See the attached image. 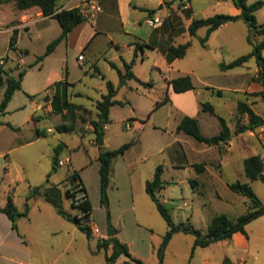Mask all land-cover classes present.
Segmentation results:
<instances>
[{
  "label": "rangeland",
  "instance_id": "obj_1",
  "mask_svg": "<svg viewBox=\"0 0 264 264\" xmlns=\"http://www.w3.org/2000/svg\"><path fill=\"white\" fill-rule=\"evenodd\" d=\"M174 1L173 12H183L182 5ZM257 0H248V3ZM264 1V0H263ZM152 1V7L157 9L159 5ZM192 16L195 19L204 18L213 14H231L234 6L230 0H191ZM15 5V4H14ZM168 8L169 4L165 5ZM163 13V11H162ZM177 15V14H176ZM259 24H264V5L255 12ZM11 14L0 13V24L10 20ZM182 23H174L175 28H181ZM6 29V27H5ZM2 31V29H0ZM60 32V26L55 20L42 26L36 33L25 34L20 44L29 50L27 56L23 57L24 65L15 63V68L20 70L25 66L24 91L35 92L41 90L44 82L54 78L60 69V58L63 57V48L60 46L56 53L48 60L36 62L37 57L44 54L46 46ZM206 34V28H200L196 36L189 38L188 34L177 35L173 39L176 46L190 40V46L183 58H179L173 64V71L160 73L152 67V58L145 61H137L132 68L137 78L127 80L120 85L119 76L115 69L106 72L107 63L105 55H101L96 62L101 74H106L103 80L96 75L87 72L89 66L79 67L75 64L76 55L68 51V67L70 78L78 79L75 86L70 88V100L75 104L85 106L87 112L80 111L79 117L74 123L73 132H59L53 126V119H45V128L52 127V132L46 134V140L38 144H32L16 150L1 147L0 152V173L7 168L8 177H4L2 184L7 186L11 183L15 188L13 197L21 206L27 186H38L45 183L46 177L51 173L52 161L47 159L46 150L53 152L54 143L64 140L69 146L62 158L70 157L72 166L75 168L85 185L91 212L84 214L78 208H72L70 203L76 205L84 197L79 184H70L68 176L72 173L71 165L57 167L56 171L49 177L50 183L57 182L64 192L69 189L71 198H64L63 208L70 215H76L80 222L89 225L91 228V240L77 230L76 244L85 252L90 248L95 250V241L107 238L105 228L108 224L118 232L117 238L125 243L133 259L140 260L143 264H158V250L162 245L164 235L168 230L163 218L157 212L154 203L145 193L143 180H151L157 165H162L163 192H158L157 197L165 204L175 224H191L194 228L205 233L206 226L212 217L224 214L231 221L245 213L247 198L231 191L226 183L248 182L255 195L264 204V184L259 181H249L243 171L240 162L241 156L246 151L238 149L236 144L231 151L230 159L232 166L228 165L215 172V176L208 186L203 184L205 168L211 170L219 169V156L224 152L225 146H207L199 143L193 138L176 133L178 123V111L175 106L165 103L155 108V102L167 96L165 78H174L189 75L198 91L197 102L209 103L215 109L218 116L226 120L227 125L233 127L236 103L238 101H256L253 105L255 113L264 118V99L254 97L250 93L257 91L259 81L257 79V68L254 58L241 66L221 70V64H227L237 57L251 52L252 47L247 42L249 31L242 20L227 22L225 27L217 29L211 35L210 41L204 46L200 39ZM254 42L264 40V35L252 37ZM5 34H0V56L8 49ZM139 50V49H138ZM11 54V53H9ZM264 57V50L262 51ZM120 64V63H116ZM32 66L31 70H27ZM86 67V72L82 69ZM124 72V67L122 69ZM238 80L241 91L229 92L222 89L229 81ZM110 81L117 89L116 98L123 102L122 106L116 105L110 109V122L106 125L105 138L107 148L115 149L124 143L133 142L125 151L123 156H118L113 161L112 175L108 187L109 207L107 217L106 209L100 205L99 176L98 170L85 169L89 159L94 161L97 151L95 134L90 130V121L95 119L92 112H95V102L107 93L105 82ZM242 82V84H241ZM152 84V87L145 84ZM203 85L212 86L216 89H199ZM206 86V87H208ZM219 91V94L216 92ZM3 90H0V100ZM212 93V94H211ZM177 94V93H175ZM174 96L176 100L190 101L189 96ZM28 97L25 94H18L11 102L8 110L26 104ZM197 118L200 132L204 136L216 135L219 130L217 119L208 112L200 111ZM28 111V110H27ZM229 112L231 114H229ZM26 112H18L11 116L1 115L2 121L20 122ZM149 116V117H148ZM130 117L143 122L140 127L133 125L132 129H126L125 124ZM229 119H233L229 120ZM127 121V122H126ZM126 122V123H125ZM130 124V123H129ZM17 133L9 128L0 131L2 138L10 139ZM30 135V134H28ZM256 137H258L256 135ZM93 141V144H91ZM103 146V145H102ZM256 151H260L259 145L255 142ZM245 152V153H244ZM51 155V154H50ZM6 156V161L4 159ZM70 161V160H69ZM182 166L174 167L173 164ZM206 163V167H205ZM204 165L203 170L197 172L195 165ZM73 168V169H74ZM84 168V169H83ZM90 169V170H89ZM87 170V171H85ZM195 179L196 183L190 186V180ZM81 184V183H80ZM77 185V186H76ZM83 185V184H82ZM87 196V195H86ZM247 235L246 248L237 247L230 240H222L212 243L204 248H195L193 256L190 257L194 236L183 232L174 233L163 249L162 264H222L226 258L230 264H264V215L251 221L245 226ZM105 252L99 250L90 260L85 258L76 260L73 264H108L105 260ZM110 254V250L107 251ZM225 258V259H224ZM110 264H135L131 259L120 256L114 263Z\"/></svg>",
  "mask_w": 264,
  "mask_h": 264
},
{
  "label": "crops",
  "instance_id": "obj_2",
  "mask_svg": "<svg viewBox=\"0 0 264 264\" xmlns=\"http://www.w3.org/2000/svg\"><path fill=\"white\" fill-rule=\"evenodd\" d=\"M68 1H70V3L66 6L65 9L77 7L83 2V0H58V4L59 6H63L68 3ZM92 1L97 2L100 7V11L95 13L94 18L90 20L85 19L83 22L73 27L72 30L68 33L67 37L62 40L50 54L45 56L41 61H38L36 59V62H41L42 64L43 61L46 62V60H48V58L56 53L57 49L62 46L64 56L60 58V69L57 75L54 78L44 82L42 88H40L41 90L27 93L24 91V74L21 81V90L16 91L13 94L4 112L0 113V116L4 115L5 113L9 114L6 116H11L13 114H17L18 112L26 113L24 117L21 118L20 122H7L6 120L2 121L0 117V131H4V128H9L13 132L17 133L16 135H12L9 140L2 138L0 135V149L1 147H3L4 149H7V147H12L10 151H13L18 148H22L32 144H38L40 141L46 140L45 138L46 134L48 133V129L51 130L50 132H52L53 130L50 126L45 128V125L47 123L45 119H53V126L55 128L61 124H69L67 121V110L64 108V100L66 99L67 102L75 104L69 98L71 95L70 88L75 86V83L76 81H78V79H69L71 76L68 67V51L76 55V65H78L79 67H83L85 65L89 66V70L85 67L84 69H82L83 72H86V70H88L87 72L90 71L91 75L93 76L97 74L100 80H103L106 74H101L96 62L103 54L106 57L105 61L107 63V73L110 72L109 69H115L116 71L119 70L122 72L123 67L125 72V64L130 65V71L133 73L132 68L134 70V66L136 65L137 61L143 62L145 61V59L148 60L150 58H152V67L154 69H158L161 74L164 72L169 73L170 71H173V64L177 59H174L170 62L167 60V48L171 45L175 46L173 44L174 37L179 34H188L187 27L191 20L195 19L192 16V7L190 2L191 0H178L177 4L180 3L183 6V12L179 11L178 13H175L172 10V8L175 6L173 0H155V4L159 5L157 9H154L152 7L153 0ZM166 4H169L168 8H166ZM150 11L154 12L150 14ZM2 12L10 13L11 18L4 24H0V29H2V31L0 30V34L6 35L8 44V49L0 57L6 56V59L2 64L3 69L6 70L9 75L15 76L19 71L17 70V68H15V63L17 64L18 61L21 60V63L25 64L23 57L27 56L29 53V50L25 47H22L20 44L21 38L23 37L24 33L31 34L33 33V31L37 33L40 28H42V26H45L50 21H55V19L44 17L40 8L37 6L26 9H18L15 7L14 2L11 0L0 2V13ZM238 13L239 11L234 7L231 14L229 15H237ZM150 16H160L162 18V24L155 28L148 26L145 21ZM173 22H179L180 24L182 23L181 28L179 27V29H177L172 26ZM223 27H225V24L220 28ZM13 30H16V42L13 48L10 49L9 39L13 33ZM60 32L58 33V35L60 34ZM212 33L207 39L208 42L210 41ZM189 38L192 37L189 36ZM79 56H83V59L78 60ZM111 64L113 66H111ZM43 66L44 64L40 65L41 68ZM31 69L32 66L27 67V70ZM135 79L137 78L135 77ZM172 79H174L173 76H170V78H165L167 90L166 92L169 100L167 103L174 105L176 110L179 112L178 123L183 116L194 117L197 119L199 117V107H201L202 103L199 104L196 100L198 91L195 92L196 87L194 83L193 90H189L181 94L183 96H189L191 99L190 101H183L180 99L176 100L174 96H179V93L175 94V92L172 91L171 86L168 84ZM106 83L107 82H105V84ZM206 86L208 85H203V87H200L199 89H216L212 86ZM150 87H152V84H150ZM217 89H222L229 92L241 91V88L239 89L238 86V80L236 79L235 81L228 80L226 86ZM260 90L261 86L259 84L257 91L254 92H258ZM18 94L27 95V103L21 104V106L8 113L12 100ZM114 99L116 101H119L116 98V94L114 96ZM255 102L256 101L248 102L252 109ZM76 105L80 106L86 111H90L85 106H82L80 104ZM116 105L117 104L113 106ZM113 106H111L110 109ZM92 114L95 119L91 120H96L97 110H95V112H92ZM229 114L231 113L229 112ZM129 119L130 121H126L127 123L125 122L126 129H132L134 127L133 125L140 127V125L143 124V122L137 121L136 118L130 117ZM229 120L233 121V119ZM234 122L235 121H233V127L231 125H228L231 131L234 130ZM6 124L11 125L13 128H10ZM90 130L93 133L91 124ZM105 131L106 125L104 127V134L102 139L103 147L104 149L111 150L106 146L107 142L105 138ZM62 132L75 133L76 130H74L73 126V129L71 131ZM256 135L258 137H256ZM258 141H260L262 146L264 147V125L257 128L254 132L247 131L236 136L231 135L228 143L224 145V152L219 156V169H214L211 167V170H209L208 168H205V180L203 181V184L205 186H208L210 183H212L215 172H221V170H223V168L228 165L232 166V160L230 159V156L235 144L236 146H238V149L240 148L241 150L246 151L245 155L250 156L257 154V151L255 149V142L259 145ZM58 143L64 144V148L59 156V159H63L62 155L66 151H69L70 146L64 140H58L57 138L56 142L53 144L54 147ZM91 144L94 145L93 141H91ZM94 146L96 147L97 151L96 156H94V161L92 162V160L89 159V163H86L84 168H91L93 171H97L99 169V162L97 161L99 147L97 144ZM50 154L46 150L47 159H49V157L52 159L53 152H51ZM1 155L2 152H0V156ZM261 156L264 158V152L261 154ZM246 157L248 156H241L240 158L242 166L243 160ZM67 158L70 160L69 165H71L72 171H75V168L71 163V158ZM4 159L6 161V156H4ZM173 166L179 168L183 167V165L180 166L176 164V162L173 164ZM8 174L9 173L6 167L3 168V172L0 173V207L2 208L5 206L7 197L10 196L19 212H23L26 205L28 206V212L25 216H20L17 219V230L12 228L11 221L8 219V217L4 213L0 212V264H73L77 259L80 260L82 257L85 258L86 261H89L91 258L90 256L95 255L99 252L96 247L97 240L95 241V250L90 248V252L83 251L80 248V244H76L75 239L77 230L79 229L73 223L59 216L55 209L49 203L44 201L42 197L35 196L26 200V195L28 194L29 188L34 186L28 184L25 198L23 202H21L20 206L13 197L15 188L12 187L11 183L7 184V186L2 184L4 177H8ZM78 175L81 179L79 173ZM145 181L147 180H143L144 184ZM51 183L59 184L57 182ZM82 184L85 188L83 181ZM159 191L163 192V182L162 187ZM105 233L107 235L106 228ZM115 236H118L117 230ZM87 240L91 239L87 238ZM230 241L233 242L237 247H242L243 249H245L247 245V235L244 236L240 232H235L231 236ZM225 260L227 262L226 264H230V260L228 258H226Z\"/></svg>",
  "mask_w": 264,
  "mask_h": 264
},
{
  "label": "trees",
  "instance_id": "obj_3",
  "mask_svg": "<svg viewBox=\"0 0 264 264\" xmlns=\"http://www.w3.org/2000/svg\"><path fill=\"white\" fill-rule=\"evenodd\" d=\"M7 0H0L4 2ZM14 2L15 7L18 9H26L30 7L37 6L40 8L42 15L44 17H50L55 19L61 29L60 34L51 40L46 46L44 54L40 55L37 60L41 61L45 56L50 54L54 48L64 40L68 33L72 30L73 27L80 24L85 20L83 15L80 13L77 7L70 9H61L58 4V0H11ZM226 1V0H222ZM232 5L239 11L237 15L229 14H214L206 18L192 19L187 27V32L190 37L196 35V31L199 28L205 27L206 34L203 38L200 39L201 44L204 46L209 35L226 24L227 22H235L242 20L249 31L247 36V42L251 45L252 50L246 55L235 58L227 64H221V70H228L238 66L243 65L248 62L251 58L255 59L256 68H257V79L261 86V90L258 92L250 93L254 97H260L264 99V57L262 51L264 50V40L260 42H254L252 37L255 35H264V24H259L255 17V12L259 10L263 5V0H257L252 3H248V0H230ZM150 11L149 13H153ZM16 42V30H13V33L9 39V48L12 49ZM190 41L187 40L182 44L176 46H169L167 48V60L170 62L174 59L183 58L187 52L188 47L190 46ZM3 59V62L6 59V56L0 57ZM111 66H113L111 64ZM26 72V69L23 68L17 72L15 76L9 75V73L3 69V66L0 65V90L3 89L2 98L0 100V113L4 112L8 102L11 100L13 94L16 91L21 90V81ZM119 76L120 85L124 84L126 80L135 79L134 74L130 71V65L125 64V72L117 70ZM137 80V79H135ZM138 81V80H137ZM171 86V89L175 93H183L189 90L194 89L193 82L189 75H183L176 77L169 81L168 83ZM150 86V84H145ZM107 93L101 97V100H98L95 103V108L97 110V119L91 120L90 124L93 128V133L95 134V141L98 145L99 138L103 139L104 127L110 122L109 119V109L111 106L117 104L122 106L123 103L116 101L114 96L117 89L110 83H106ZM219 94V91L216 92ZM65 98V96H64ZM168 97L165 96L162 100L156 101L155 108L159 107L162 104L167 103ZM64 108L67 110V121L68 125H58L56 130L59 132L62 131H71L73 129L76 119L79 117L80 111H86L80 106L69 103L64 100ZM202 112H208L212 116L216 117L220 130L214 136H204L200 132L198 121L194 117L183 116L179 123L176 126V132H181L186 136H189L196 140L199 143H203L207 146H216L221 148L222 145L228 143L231 138V135H238L245 133L247 131L254 132L257 128L264 125V118L259 116L254 112L252 107L247 101H238L235 108L234 114V130L231 131L230 127L227 125V122L222 117L218 116L213 106L209 103H202L201 109ZM87 112V111H86ZM10 128H13L11 125L6 124ZM259 142L260 151L257 154L250 155L243 160V169L244 174L250 181L259 180L264 184V158L261 154L264 152V147L261 142ZM132 141L124 143L118 148L107 150L103 146L99 147L97 161L99 162L98 176H99V196H100V205L106 209L107 217L109 216V200H108V187L110 183V177L112 175V162L118 156L124 154V152L132 145ZM64 148L63 143H58L53 149L52 155V168L51 173L55 172L58 167V161L61 151ZM204 165H195V170L197 172L203 170ZM163 168L162 165H157L154 170V175L151 180L145 181L144 190L145 193L149 196L150 200L154 203L155 208L159 215L165 221L168 230L164 235V239L161 247L158 250L159 263L162 264V252L172 235L177 232H183L185 234H191L194 236L191 254L196 247L204 248L209 246L212 243H216L222 240H230L231 236L235 232H240L246 236L245 226L251 221L259 218L264 215V204L259 200V198L253 192L251 186L246 182H232L227 183V187L247 198L246 202V211L236 218L235 221H231L226 215L219 214L211 218L206 226L205 233L194 228L191 224H175L172 221L171 215L168 211V208L163 204L157 197V193L162 187L161 174ZM51 173L47 175L45 183L38 186L30 187L28 194L26 195V200L31 197L40 196L49 203L57 212L59 216L65 220L73 223L81 232H83L87 238L91 237V228L87 224L80 222L79 218L76 215H70L63 208V199L71 198L72 194L69 193V189L64 192L60 188L59 184H53L49 182V177ZM68 182L70 184L78 183L80 190L84 192L83 199L74 205L73 202L70 203L72 208L76 207L81 212L86 215H89L91 212V204L86 196V190L82 185V181L78 175V172L72 171L70 176H68ZM81 183V184H80ZM196 181L195 179L190 180V186H193ZM77 186V185H76ZM0 212L4 213L8 219L11 221V226L13 229L17 230L16 221L20 216H25L28 212V206H25L23 212H19L14 205L12 198L7 197V201L4 207H0ZM97 250H103L105 254L106 263H114L120 256H125L131 259L135 264H143L140 260L133 259L129 253L127 245L121 242L117 236L107 237L104 239H98L96 241ZM110 250V254H107V251ZM225 262L224 264H226Z\"/></svg>",
  "mask_w": 264,
  "mask_h": 264
},
{
  "label": "built area",
  "instance_id": "obj_4",
  "mask_svg": "<svg viewBox=\"0 0 264 264\" xmlns=\"http://www.w3.org/2000/svg\"><path fill=\"white\" fill-rule=\"evenodd\" d=\"M69 3H70V1H68V3H66L63 6H60L58 11L63 9V8H66V6ZM77 8L79 9V11L83 15V17L87 20L94 18L95 13L100 11V7L97 4V2H94L92 0H83V2L81 4H79L77 6ZM182 8H183V6H182ZM145 22L148 26L155 28V27H158L162 24V18L160 16H150L146 19ZM82 59H83V56L78 57V60H82ZM2 64H3V59H0V65H2ZM17 65L22 66L24 64H22L21 60H20V61H18ZM21 69H23V68H21ZM127 128H128V126H127ZM50 131L51 130L48 129V132H50ZM68 163H69V159L67 157L63 158V159H59V161H58L59 166H64L65 164H68ZM78 188H80V186Z\"/></svg>",
  "mask_w": 264,
  "mask_h": 264
},
{
  "label": "water",
  "instance_id": "obj_5",
  "mask_svg": "<svg viewBox=\"0 0 264 264\" xmlns=\"http://www.w3.org/2000/svg\"><path fill=\"white\" fill-rule=\"evenodd\" d=\"M102 145H103V140L101 138H99L98 147H100ZM115 234H116V230L112 226H110V224H108L107 236L112 237V236H115Z\"/></svg>",
  "mask_w": 264,
  "mask_h": 264
}]
</instances>
